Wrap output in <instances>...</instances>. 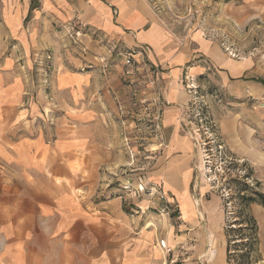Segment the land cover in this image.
<instances>
[{"label": "rangeland", "instance_id": "1", "mask_svg": "<svg viewBox=\"0 0 264 264\" xmlns=\"http://www.w3.org/2000/svg\"><path fill=\"white\" fill-rule=\"evenodd\" d=\"M44 1L29 0L27 13L28 0H0V103L20 106L18 120L32 124H17L7 137L33 136L38 128L50 141L57 133L65 140L81 137L83 154L92 157L95 177L85 181H92L94 202L118 198L129 217L175 220L177 204L144 184L163 165L168 71L76 18L54 14ZM147 2L178 52L199 36L229 61L250 63L264 79V0ZM180 82L188 95L184 134L194 147L192 201L199 209L215 208L210 220L220 221L228 264H264L258 196L264 195V93L230 95L217 71L215 81L207 72L185 74ZM148 197L150 206L142 209Z\"/></svg>", "mask_w": 264, "mask_h": 264}, {"label": "crops", "instance_id": "2", "mask_svg": "<svg viewBox=\"0 0 264 264\" xmlns=\"http://www.w3.org/2000/svg\"><path fill=\"white\" fill-rule=\"evenodd\" d=\"M46 5L56 15L76 18L101 37L145 53L153 64L168 71L163 165L144 184L177 204L179 217L173 220L164 215L160 221H150L129 217L122 199L94 202L92 181H85L95 177L92 157L83 154L81 137L65 140L57 133L50 141L39 132L41 128L33 136L7 137L17 124H32L18 120L20 106L2 101L0 264H168L170 258L159 247L160 240L175 250L173 257L179 264H228L220 221L210 220L215 208L203 205L199 209L192 201L194 147L184 134L188 95L180 81L185 74L196 77L207 72L215 81L217 71L230 95L258 97L264 93V79L259 80L250 63L229 61L199 36L195 44L185 43L189 49L178 52L172 33L158 22L147 0H45ZM26 7L29 13V0ZM197 57L203 58L201 63L192 64ZM26 114L33 117L34 111L28 109ZM148 198L142 209L150 206Z\"/></svg>", "mask_w": 264, "mask_h": 264}, {"label": "built area", "instance_id": "3", "mask_svg": "<svg viewBox=\"0 0 264 264\" xmlns=\"http://www.w3.org/2000/svg\"><path fill=\"white\" fill-rule=\"evenodd\" d=\"M159 247L161 250L166 254L167 257L170 258V261L168 264H176L177 261H175L173 258L175 250L169 247L166 240H160Z\"/></svg>", "mask_w": 264, "mask_h": 264}, {"label": "trees", "instance_id": "4", "mask_svg": "<svg viewBox=\"0 0 264 264\" xmlns=\"http://www.w3.org/2000/svg\"><path fill=\"white\" fill-rule=\"evenodd\" d=\"M33 9H34V7H33V5H32L31 10H33ZM30 15H31V13L28 15L27 20L30 18ZM258 196H259V198H260V199H259V200H260V204L264 207V195L261 194V193H259ZM250 223H251L252 227H253L254 229H256V227H255V222H254V221H250Z\"/></svg>", "mask_w": 264, "mask_h": 264}, {"label": "bare ground", "instance_id": "5", "mask_svg": "<svg viewBox=\"0 0 264 264\" xmlns=\"http://www.w3.org/2000/svg\"><path fill=\"white\" fill-rule=\"evenodd\" d=\"M212 254H213V252H212Z\"/></svg>", "mask_w": 264, "mask_h": 264}]
</instances>
